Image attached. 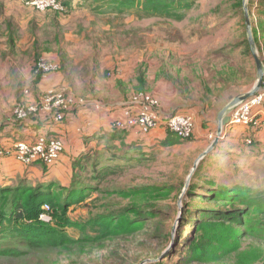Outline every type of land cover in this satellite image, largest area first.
Listing matches in <instances>:
<instances>
[{
  "label": "rangeland",
  "instance_id": "rangeland-1",
  "mask_svg": "<svg viewBox=\"0 0 264 264\" xmlns=\"http://www.w3.org/2000/svg\"><path fill=\"white\" fill-rule=\"evenodd\" d=\"M65 1L70 3L73 10L71 14L63 15V21L66 22L43 27L35 35L36 39L33 41L32 35L35 27L26 28L18 23L16 18H18L19 9H25V13L37 9L18 0H0V63L12 52L19 53L17 54L20 57L17 63L18 68L29 63L27 60L29 56L25 57L29 52L37 56L34 64L40 58L42 59L37 64L45 60L43 58H49L50 55L62 54L63 56L60 55L59 58L66 61L65 66L69 70L61 71L62 74L58 73L57 76L63 85L52 84L57 86L53 90L56 93L79 98L84 101V106L95 102L94 98L87 97L91 86L99 88L102 85H111L114 80H120L118 86L129 89L128 96L123 102L125 106L132 104L140 93L148 92L147 95L152 96L150 89L155 84L157 88L160 87V81L172 83L179 93L185 89V94L193 92L196 88L198 92H202L203 80H207L210 87L231 84V89L228 91H235V93L241 92L243 90L241 88H253L257 82L255 59L247 44L249 40L245 23V7L248 8L252 28L256 27L263 34L264 0H193L190 8H183L179 11L182 17L180 20L168 15H154L142 8L139 11L130 10V12L119 13L114 11L108 3L104 4L103 0ZM52 14L53 16L49 19L55 22L54 15L56 14L54 12ZM48 17L47 15L44 18L48 20ZM9 31L18 40L13 43L14 48L12 49L6 47L7 39H10ZM6 32H8V37L3 36ZM256 46L264 61V51H260L257 43ZM59 65L61 67L60 63ZM145 70L147 71V91L139 92L136 89L140 86L139 74ZM28 74L30 73L17 71L0 75V100L8 103L13 101L10 109L13 113L12 119L15 120L13 111L18 104L24 102L26 105L36 106L47 94L29 89L23 90L25 77H32ZM32 74L33 80L39 83L38 73L33 71ZM125 74L130 76L134 74V77L132 80L123 81ZM233 75H237V81L229 79ZM74 77H77L78 82L83 81L82 84H85L83 88L79 86L77 89L75 85H72L75 83ZM8 78L12 79L11 84L17 81V86H15L17 90L9 91L11 84ZM26 90L29 91L27 95L31 94L35 101L32 99L33 102L29 101L24 94ZM97 97L108 103L115 100L109 93ZM27 100L31 104L26 103ZM77 110L73 107L60 111L52 107L49 113L54 115L56 122L59 114H63L64 117L66 115L63 121H59L63 123L69 114ZM199 121L201 124L204 122ZM204 127L209 129V126ZM239 127L243 126L230 127L227 130V136L220 140V142H225L222 148L205 156L196 170L194 166L198 151L195 150L194 134L184 142H173L175 143L173 145L159 142L151 148H134L136 151H144L151 155L146 164L137 165L138 163L136 164L134 160L112 163L104 157L103 166L122 165L125 171L119 176L103 180L100 184L102 191L94 192L89 201L95 198L100 199L96 201L98 205L95 209L96 213L102 212V207L106 204L114 209L135 204H148L152 207L151 210L156 207L155 212L161 215L157 220L150 219L148 228L141 234L153 236L154 233L164 231L169 234L170 238L165 248H162L163 244L160 240L145 241L147 248H153L156 251L149 259H157L169 251L166 257L162 258L163 264H191L185 262L184 257L188 247L184 249L182 245L193 236L192 238L197 240L191 245L193 250H197L200 244L208 249L214 246L216 257L193 261L195 263L192 264H263L264 239L250 232L251 228L263 224L262 216L255 212L259 209V204L253 210L255 213H250L252 216H246V222L242 226L223 224L221 234L224 235L219 234L224 240L213 241L214 229L203 234H194L195 230L201 227L196 224L198 219H201L203 223L211 219L213 223L218 222L213 218H208L206 221L200 213L196 212V208L211 203L202 197H197V195L208 193L207 189L210 190L211 186L224 187L223 191L231 187L242 186L249 189L250 196L252 194L254 198L261 199L264 197V121L257 127H244L246 133L240 136L237 134ZM215 132L214 130V133L209 135L212 142L216 139ZM56 138L53 137V139ZM225 147L229 149L224 151ZM133 153L134 151L130 152L129 157L139 159L138 155ZM9 171L11 169L2 168L0 177L4 174L9 175ZM86 178L89 177L86 176ZM86 182L88 183V180ZM90 183L98 184L97 181H90ZM153 185L167 186L158 200L151 201L146 198L147 196L130 194L132 191L138 192L144 187ZM114 191H121L123 194L114 196L109 194ZM91 207L92 204L88 202L71 208L70 219L77 223L88 221L94 212ZM228 207H230L229 204L224 202L222 209ZM43 215L48 219L41 218L42 221L45 223L52 221L53 216L51 217L48 213ZM156 221L165 223V229L163 228L160 232L155 230L152 225ZM206 227L208 225H202L203 229ZM68 232L74 238L83 237L80 229L72 228ZM87 232L90 233L91 230ZM208 234L210 236L206 238L204 235ZM145 238L141 237V240ZM138 242V237L122 242L107 241L108 247L96 248L90 254L72 256L55 248L35 250L13 234L1 232L0 249H18L23 254L19 258L0 255V264H119L110 260L111 249L117 245L121 250L126 247L129 255L133 256L142 250L138 247ZM174 244L177 246V251L174 249ZM171 249L173 252H170Z\"/></svg>",
  "mask_w": 264,
  "mask_h": 264
},
{
  "label": "trees",
  "instance_id": "trees-1",
  "mask_svg": "<svg viewBox=\"0 0 264 264\" xmlns=\"http://www.w3.org/2000/svg\"><path fill=\"white\" fill-rule=\"evenodd\" d=\"M59 1L63 4L64 11H52L56 14L54 15L55 22L49 19L53 16L50 10L45 11L47 12L46 14L45 12L42 13L35 10L34 12L36 13V16L45 17L48 15V20L44 19L49 21L51 25L61 24L63 21V15H69L73 10L69 2L65 0ZM103 1L104 4L108 3L114 11H118L119 13L130 12V10L139 11L142 8V10L154 15H168L180 20L182 17L180 16L179 11L183 8H190L193 0ZM102 8L104 9L105 6L103 5ZM262 32L263 34L259 29L253 27L254 38L261 52L264 51V23H262ZM7 43L11 49L14 48V36L10 35V39H8ZM247 44L250 47L249 42ZM60 52L62 51L60 50ZM58 55L63 56L62 54ZM40 59H38V61ZM38 61H36V66ZM47 61L59 65L57 61ZM65 63L66 61L62 60L61 65L65 66ZM63 66L60 67L59 65L58 72H63ZM146 72L147 71L145 70L139 74L140 86L136 88L139 92L147 91ZM221 73L225 74L223 72ZM38 76V80L41 81L43 75L38 74ZM229 79L237 81V75H233V77ZM202 82L204 85L203 91L216 94L217 98L231 89V84H223L221 87H218L217 85L210 87L207 80H203ZM235 85L237 86L236 83ZM38 112L43 113L42 111ZM30 116L33 117L32 115ZM30 116L25 120L16 119V123L20 126H25L29 122L31 118ZM166 130L171 133V135H174L178 142H184L186 140L181 139L172 131L168 129ZM123 132L127 133L129 131ZM125 136V134L121 135L120 140L123 141ZM0 149L7 150V148L4 147H0ZM107 150L110 151V148L108 147ZM132 150L134 151L133 154L138 155L139 159L129 157L130 152H133ZM103 152V150H95L93 153L89 152L88 155L85 154V156L79 157L74 162L75 173L71 185L68 186H63L53 178L46 179L50 174L48 171L50 166L41 162L33 165L35 166L40 164V166H42L44 179H41L34 185L27 179H23L16 184L0 186V233L4 232L13 234L15 237L35 250L55 248L62 253H68L72 256H79L85 253L90 254L96 248L108 247L107 241H113V243L116 241L122 242L128 241L133 237L135 239L138 237V247L142 248V250L136 252L133 256L129 255V251L126 247L121 250L120 246L117 245L111 249L110 260H114L119 264H136L153 257V254L156 253V251L153 248H147V243L145 241L148 239L162 241V248H165V244L169 241L170 236L164 231H161L163 228L165 229V223L162 221H156L152 225L155 230L158 232L161 231L160 233H154L153 236H145L141 234L143 233V230L148 228L150 219L157 220L159 215H161L160 213L155 212L156 207H153L154 209L151 210L150 208L152 207H149L148 204H135L130 207L114 209L111 208L110 205L106 204L102 207V212H95V209L98 206L96 201H99L100 199L95 198L89 201L92 194L94 192L102 191L100 184L103 180L112 176H119L125 171V168L122 165L103 166L102 160L106 157ZM150 157L151 155L144 151H136L131 146H123L121 148L112 147L107 159L112 161V163H122L124 161L129 162L134 160L136 161V164L138 163L137 165H141L148 163ZM86 176L89 178H86ZM86 180H88V183ZM90 181H97L98 184L92 185ZM166 189V185H153L144 187L141 190H138V192L132 191L130 194L133 196L141 194L147 196L146 198L152 201L158 200V197ZM192 189H194V187ZM224 189V187L218 188L216 186H211L210 190L207 189V191H209L208 193H205L204 195H197V197H202L204 200L211 203L201 205L196 208V212L200 213L201 217L206 221L208 218H213L218 222L213 223V220L211 219L208 220L209 222L203 223L201 219H198L196 224L201 227L196 229L194 234H203L204 232L214 229V233L212 235L213 241L224 240L223 237V239L220 238L224 223H227L228 225L237 224L238 226H242L246 222V216L250 215V213L258 212L259 215L262 216L261 218L263 224L255 228H251L250 232L254 233L257 237L264 239V197L261 199L254 198L252 194L250 196L249 189L242 186L231 187L230 189H227V191H223ZM121 191H114L113 193L109 192V194H112L113 196L121 195L123 194ZM88 202L92 204L91 210L94 211L92 212V217L88 219V221L84 220V222L77 223L72 221L69 217L71 208H76L83 204H87ZM224 202H227L230 207L222 209ZM257 204H259V209L255 210ZM45 205H49L50 211L45 209ZM253 210H255V212ZM46 213H48L51 217L53 216L50 223H45L41 220V216ZM203 224L206 226L208 225V227L203 229ZM72 228L82 230L83 237L79 239L72 237L73 235H70V232H68V230ZM88 230H91V232L88 233ZM223 235L224 234H221V236ZM204 236L208 238L210 235L208 234ZM141 237L146 238L141 240ZM192 237L188 238L182 245V248L184 249L188 247L184 257L186 263L192 264L195 263L193 261H203L205 259L208 260L216 257V253H214V246L208 249L200 244L197 250H193L191 245L197 240ZM144 244L146 246H144ZM176 248L177 246L174 244V249L177 251ZM170 252H173V249H171ZM22 254L23 252L18 249H0V255L7 257L19 258ZM157 264H163V261L161 260Z\"/></svg>",
  "mask_w": 264,
  "mask_h": 264
},
{
  "label": "crops",
  "instance_id": "crops-1",
  "mask_svg": "<svg viewBox=\"0 0 264 264\" xmlns=\"http://www.w3.org/2000/svg\"><path fill=\"white\" fill-rule=\"evenodd\" d=\"M24 10L25 9H19L18 18H15L18 23L26 28L35 27L34 34L32 35V37H34V41L36 39L35 35H37L38 31L45 26L51 25V23L45 20L44 17L36 16V13L34 12L35 10L33 9L27 11L26 13ZM3 13L5 15L4 11ZM64 22L66 21H62V23ZM9 33L11 35L10 31ZM3 36L8 37V32L4 33ZM14 39H16L15 42H18L15 36ZM6 47L9 48L8 45H6ZM17 54L19 53L12 52L11 55L4 58V60L0 63V75H7L9 72L17 71H21V73H30L28 75H32V77H25L24 80L26 81L24 86H22L23 90L29 89L39 93H47L50 90H53V88L59 86V84L63 85L62 81L60 83L59 76H57L59 72L43 77L39 83L35 82L33 80L32 73L36 66V63L34 64L36 55L33 52L27 53L25 57H30H28L29 59L27 58L29 63L18 68L17 63L20 61V57ZM21 57H24V55H21ZM43 59L57 61L60 64L62 63L58 54L50 55L49 58ZM66 69H68L67 66H63V71ZM129 76L130 75L125 74L123 78H121L123 81H127L129 79L132 80L134 74L128 78ZM76 78L77 77H74L75 83L72 85H75L77 89H79V86L83 88L85 85L82 84L83 81L79 80L78 82L76 81ZM11 80L12 79L8 78L9 83ZM119 81L114 80L111 85L106 84L99 88L91 86V89L88 90L89 96L87 97L91 99L94 98L95 102L88 106L86 105L79 108L75 113L69 114V117L63 123H59L58 121L56 122L53 118V114L42 111L43 113L37 112L39 114H34L32 115L33 117L30 116L31 118L25 126H20L16 123L14 118L12 119L13 113H11L10 108L13 106V101L11 100L8 103L5 102V100H0V147L12 150L19 141H26L33 144L39 137H47L49 139H53V137L59 138L64 143V152L58 162L50 167L48 170L50 174L46 179L53 178L63 186H68L71 185L75 173L74 162L79 157L85 156V154L88 155L89 152L93 153L95 150H103L104 156L108 158L112 147L121 148L123 146H131L133 148H151L156 146L159 142H166L169 143V145L175 144L173 142H178L174 135H171V133L161 127L148 134H143L138 129L131 130L126 133L122 130L114 128L115 121L122 118V111L125 107L123 102L128 96L127 93H129V89H126L124 86H118ZM159 83L160 87L157 88L155 84L150 90L152 91V96L157 98L161 103V115L163 117H168L181 113L192 116L194 121L196 120L194 136L196 140L195 150L198 151L197 160L211 148L214 142L209 139V135L213 134L215 130V138H217L220 131V124L222 123L224 127L229 121L230 113H226L220 119L222 112L237 97L248 93L252 89L251 87H239L243 89L241 92L235 93V91H228L221 94L217 98L216 94L209 93L208 91L198 92L196 86L194 87L196 89H194L193 92L185 94V89L179 93L176 87L168 81H160ZM15 86H17V81H15L14 84H11L9 91L11 89L17 90V87ZM94 88L96 90H94ZM25 92L24 94L27 98H29L30 102L35 101L32 99L31 94L27 95ZM105 93L112 94L115 100L112 103H108L97 97ZM75 94L78 96L76 91ZM200 98H202V100H200ZM29 101L27 100V103L31 104ZM262 114H264V112ZM199 120L204 121L202 123L203 125ZM204 126H209V129H206ZM237 129L238 136L246 133L244 127H239ZM123 134L126 136L125 139L121 141L120 136ZM224 143L225 142H220L219 140L216 147L209 151L206 156L213 154L215 150H218L219 148L221 149ZM108 147L110 148V151L107 150ZM223 149L226 151L229 148L225 147ZM2 168L11 169V171H9V175L4 174L0 177V186L16 184L23 179H27L34 185L41 179H44L43 168L40 164L35 166H26L18 161L14 155L0 158V171Z\"/></svg>",
  "mask_w": 264,
  "mask_h": 264
},
{
  "label": "built area",
  "instance_id": "built-area-1",
  "mask_svg": "<svg viewBox=\"0 0 264 264\" xmlns=\"http://www.w3.org/2000/svg\"><path fill=\"white\" fill-rule=\"evenodd\" d=\"M27 6L35 7L38 11H55L63 12L64 6L57 0H18ZM59 65L56 63L41 60L37 64L35 72L42 74L43 77L57 73ZM29 94V91L25 92ZM148 93H140L133 100L132 104L123 108L122 118L114 123V128L122 131H131L138 129L143 134H148L151 131L164 127L178 135L181 139H188L193 136L195 130V121L192 116L181 113L163 117L160 113V101L154 96L147 95ZM27 103V102H26ZM85 105L84 101L77 97H70L64 93H56L50 90L45 95L42 102L36 106L20 103L14 108V115L17 120H25L30 115L38 111L50 112L54 109L67 110L76 107L77 109ZM264 77L262 86L259 92L244 102L237 104L229 113L230 119L223 127V133L220 140L227 136V130L233 126L257 127L263 123L264 112ZM263 115V116H262ZM54 116V115H53ZM63 114H59L56 120H64ZM64 143L58 139H48L39 137L38 140L30 144L26 141L18 142L14 150L0 149V158L14 155L18 161L26 166H30L41 162L52 167L58 162L64 152ZM46 210H50L49 205H45ZM43 220L48 218L42 215Z\"/></svg>",
  "mask_w": 264,
  "mask_h": 264
},
{
  "label": "water",
  "instance_id": "water-1",
  "mask_svg": "<svg viewBox=\"0 0 264 264\" xmlns=\"http://www.w3.org/2000/svg\"><path fill=\"white\" fill-rule=\"evenodd\" d=\"M245 23H246V27H247V34H248V40H249V44H250V48L252 51V54L254 56L255 59V63H256V69H257V82L254 85V87L246 94L241 95L239 97H237L221 114L220 119L226 114L229 113L237 104H239L240 102H244L246 100H248L249 98L255 96L259 90L261 89L262 86V80L264 77V61L262 59V57L259 55V52L257 50V46H256V41L254 38V34H253V28H252V23H251V19H250V14L248 12V8L245 7ZM223 133V124H220V131H219V135L217 136V138L215 139V141L213 142L211 148L206 151L195 163L194 166V170L197 169L198 164L200 163V161L209 153V151L213 150L216 145L218 144L219 140H220V136ZM194 172V171H193ZM193 174V173H192ZM189 184V183H188ZM189 185H187L188 187ZM169 251H166L165 253H163L159 258L157 259H147L145 261H143L141 264H151V263H155L158 261H161L162 258L166 257V255L168 254Z\"/></svg>",
  "mask_w": 264,
  "mask_h": 264
}]
</instances>
